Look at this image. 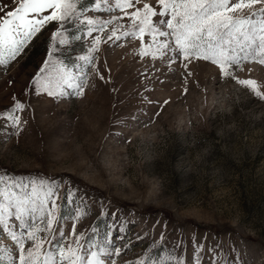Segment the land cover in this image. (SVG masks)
Segmentation results:
<instances>
[{
    "label": "rangeland",
    "instance_id": "rangeland-1",
    "mask_svg": "<svg viewBox=\"0 0 264 264\" xmlns=\"http://www.w3.org/2000/svg\"><path fill=\"white\" fill-rule=\"evenodd\" d=\"M5 5L15 6L0 0ZM55 26L0 67V112L15 100L26 106L20 129L0 122V174L60 183L53 242L61 230L65 245L73 240V227L84 236L96 227L99 239L114 225L112 246L124 254L106 264H130L146 250L153 255L178 241L184 264H194L200 252L194 242L204 243L202 255L219 246L220 264L233 247L241 264H264V101L210 62L190 60L185 69L179 60L140 58L135 40L101 45L96 65L104 80L90 70L82 97L34 94L31 79ZM85 47L74 42L65 62ZM232 72L264 91V65L244 62ZM0 243L13 247L3 233Z\"/></svg>",
    "mask_w": 264,
    "mask_h": 264
},
{
    "label": "snow or ice",
    "instance_id": "snow-or-ice-1",
    "mask_svg": "<svg viewBox=\"0 0 264 264\" xmlns=\"http://www.w3.org/2000/svg\"><path fill=\"white\" fill-rule=\"evenodd\" d=\"M14 7H0V67L17 61L25 54L34 37L49 25L51 47L42 65L31 79L32 91L59 100L70 96L82 97L89 79V71L96 69V54L102 44L120 45L125 40L139 42L138 57L151 60L167 58L210 62L224 78L250 91L264 101V91L258 82L236 80L233 66L244 62L264 65V7L250 16L238 15L242 9L264 5V0H95L91 7H80L81 0H13ZM104 13L108 18L88 13ZM74 25V30L68 25ZM74 42L86 45L84 54L72 63L63 58ZM191 73L189 72L188 75ZM104 80L103 75H99ZM24 103L15 100L13 105L0 112V122L13 131L21 128ZM61 185L46 178H32L0 174V233L12 242L8 248L0 243V264H106L124 253L112 246L114 225L97 239L96 227L89 235L76 234L65 245L61 230L59 240L52 235ZM73 193H68L72 199ZM119 231L118 228L115 229ZM41 234H44L41 236ZM51 236V239L49 238ZM200 252L194 264H220L219 252L209 247L204 253L203 242L195 243ZM175 246H159V252L148 255L147 250L130 264H184L183 256ZM242 256L235 247L225 264H241Z\"/></svg>",
    "mask_w": 264,
    "mask_h": 264
}]
</instances>
